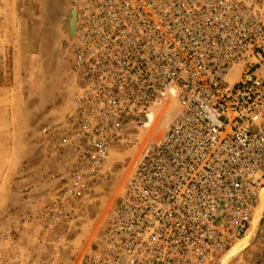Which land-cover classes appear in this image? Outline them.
<instances>
[{
	"label": "built area",
	"instance_id": "obj_1",
	"mask_svg": "<svg viewBox=\"0 0 264 264\" xmlns=\"http://www.w3.org/2000/svg\"><path fill=\"white\" fill-rule=\"evenodd\" d=\"M67 1L71 106L58 145L69 162L44 225L73 219L129 125L167 100L178 111L85 264H218L247 234L264 186V0Z\"/></svg>",
	"mask_w": 264,
	"mask_h": 264
},
{
	"label": "rangeland",
	"instance_id": "obj_2",
	"mask_svg": "<svg viewBox=\"0 0 264 264\" xmlns=\"http://www.w3.org/2000/svg\"><path fill=\"white\" fill-rule=\"evenodd\" d=\"M10 10L13 14L12 18ZM70 19L71 8L67 0L9 1L5 22L0 24V33L7 34L8 26L12 21L14 26L12 39L17 41L14 51L19 61L17 70L20 77L19 83L15 85L21 89L22 93L17 96L20 97L23 105H38L42 101L39 93L46 88L44 82L46 75L47 80H51L52 77L62 78V90L55 98V105L71 106V92L66 85L65 75L63 76L68 63L66 43L71 36ZM12 42L10 40L9 43ZM9 48L12 49L13 46L8 44L5 47L7 54L11 53ZM8 59H11L10 55ZM7 64L9 65L8 61L1 64L5 65L4 71L9 72L7 75L9 80H4L8 86H12L10 67ZM36 84L40 89L39 93L34 94ZM16 91L18 92V88ZM66 99L67 103H64ZM40 105L45 103L41 102ZM163 109L161 118H158L159 112ZM177 111L178 105H169V102L164 100L162 105L154 108L152 121L142 113L140 121L129 125L127 139L115 144L105 162L102 174L93 180L91 189L75 204L71 221L59 223L54 227L45 226L42 211L47 202L44 203L39 214L42 236L45 239L42 238V244L36 247L35 244L24 246L21 240H18L19 220L26 208L8 209V213L0 219V264H85L95 238L106 227L141 154L149 144L159 142L163 138ZM153 124H156L155 134L159 135L144 143L145 133ZM59 125L54 126L57 130L56 134L51 136L54 139H51L49 151L58 150L60 154L58 143L62 135L61 128H57ZM2 146L3 143L0 140V149ZM0 151L2 153L4 150ZM50 175L46 177H51ZM55 189L44 201L51 199ZM259 203L258 200L249 231L244 236L245 239H241L231 247L237 246L238 252L227 257V252L231 248L228 249L218 264H264V202L263 205ZM257 215L259 216L258 227L252 231L253 221Z\"/></svg>",
	"mask_w": 264,
	"mask_h": 264
},
{
	"label": "crops",
	"instance_id": "obj_3",
	"mask_svg": "<svg viewBox=\"0 0 264 264\" xmlns=\"http://www.w3.org/2000/svg\"><path fill=\"white\" fill-rule=\"evenodd\" d=\"M9 1L4 0L6 10ZM10 4L12 7V3ZM12 15L11 11V18ZM8 27L7 34L0 33V52L3 62L7 63L8 61L9 63L7 65L10 67L12 79V86H8L4 79L9 80L7 78L9 72L4 71L5 65H1L0 140L3 143L1 149L4 151L2 153L0 151V219L8 213L10 208H26V211L21 213L20 226L17 227L19 230L18 240L20 239L24 246L35 244L36 247L38 244H42L43 238V230L40 226L41 215L39 216V214L42 211L40 208L49 201V199L44 200L57 187L59 181L56 176L58 177L69 162L68 157L59 154L58 150L49 151V146L51 139H54L51 136L56 134L57 129L54 126L65 120L70 105H55V98L62 90V78L52 77L51 80H47L46 75L44 91L39 93L40 88L36 84L33 92L34 94L39 93L41 102L45 105H40V101L38 105H23L21 103L22 101L17 95L22 92L19 86L15 85V83H19L20 77L17 70L19 61L14 51L17 41L12 39L14 36L12 21ZM10 40L13 42L9 43ZM8 44L13 46L12 49L9 48V51L11 50L9 54L4 50ZM9 55L10 60L8 59ZM16 88H18V92ZM64 103H67V99L64 100ZM57 128H61V125ZM47 175L51 177L47 178ZM17 241H15L16 244Z\"/></svg>",
	"mask_w": 264,
	"mask_h": 264
},
{
	"label": "bare ground",
	"instance_id": "obj_4",
	"mask_svg": "<svg viewBox=\"0 0 264 264\" xmlns=\"http://www.w3.org/2000/svg\"><path fill=\"white\" fill-rule=\"evenodd\" d=\"M163 112H164V109H163V111H160L159 112V114H158V118H161V116H162V114H163ZM156 124H153L152 125V127L151 128H149L148 129V131H146V136H144V140H143V142L144 143H147V141L149 140V139H151V138H157L158 137V135H157V133L155 134V126ZM259 201H260V203H262V205H263V202H264V187H262V190L260 191V196H259ZM263 201V202H262ZM260 203H259V205H260ZM261 213V212H260ZM258 215L256 216V218L254 219V224H253V226H252V231H253V229H255L256 227H258L257 225H258ZM237 246H234L233 248H231L228 252H227V257H231V256H233V255H235L237 252H238V247L236 248ZM225 260V259H224Z\"/></svg>",
	"mask_w": 264,
	"mask_h": 264
},
{
	"label": "water",
	"instance_id": "obj_5",
	"mask_svg": "<svg viewBox=\"0 0 264 264\" xmlns=\"http://www.w3.org/2000/svg\"><path fill=\"white\" fill-rule=\"evenodd\" d=\"M76 24V14L74 11H71V19H70V33L74 32Z\"/></svg>",
	"mask_w": 264,
	"mask_h": 264
}]
</instances>
